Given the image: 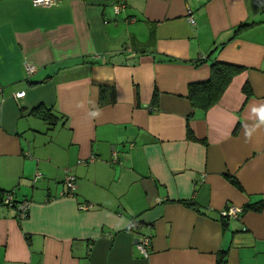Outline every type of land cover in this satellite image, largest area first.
<instances>
[{"label": "crops", "instance_id": "obj_1", "mask_svg": "<svg viewBox=\"0 0 264 264\" xmlns=\"http://www.w3.org/2000/svg\"><path fill=\"white\" fill-rule=\"evenodd\" d=\"M211 59L243 69L202 111ZM261 109L264 0H0V264H264Z\"/></svg>", "mask_w": 264, "mask_h": 264}, {"label": "trees", "instance_id": "obj_2", "mask_svg": "<svg viewBox=\"0 0 264 264\" xmlns=\"http://www.w3.org/2000/svg\"><path fill=\"white\" fill-rule=\"evenodd\" d=\"M248 25H250V24H247V23L238 24L234 28L233 34H235L237 31H239L240 29H242ZM209 69H210V72H209L208 78H206L205 80H202V81L190 82L187 85L186 98L188 99L191 107L198 108L202 111L206 110L210 105H212L213 103H215L218 100L221 92L224 90V88L226 87V85L230 81L231 77L234 74L241 71L243 69V67L236 65V64L211 59L209 61ZM242 90L245 92V95L248 94V89H247L246 83L243 84ZM98 103L99 104L103 103V100L101 97H100ZM30 114L44 120L45 123L47 124L48 128H50L51 126L54 125V118L55 119H57V118L62 119L63 118V117L58 116L56 114H53V113L51 114V112H49L46 109H43V110L39 109L38 107H36L35 109L32 108L30 110ZM188 137H190V138L192 137L189 134V132H188ZM3 192H5V191L0 190V196ZM14 202L15 201L13 200V203ZM184 203H188V202L184 201ZM260 205H261V200H258L254 203L247 204L246 206H244V209L249 208V209L257 210L260 208ZM26 215H27V211L25 212L24 217ZM15 216H16V213H15ZM16 218L21 219L17 216H16ZM220 219H221L222 223H224L226 220L224 217H221V216H220ZM139 223L140 222H138V221L137 222L133 221L129 225V228H131L133 226H138ZM223 261H224V250H220L218 252V255H217V258H216L214 264H223Z\"/></svg>", "mask_w": 264, "mask_h": 264}, {"label": "built area", "instance_id": "obj_3", "mask_svg": "<svg viewBox=\"0 0 264 264\" xmlns=\"http://www.w3.org/2000/svg\"><path fill=\"white\" fill-rule=\"evenodd\" d=\"M57 0H30L33 6H49L55 4ZM118 5L114 6V10H117ZM188 21L193 23V19L188 16ZM33 67L29 64H25L26 72H31ZM23 92L14 93V97L22 96ZM114 155V154H112ZM63 185L66 189V194H71L74 190V177L72 175H66L63 179ZM0 205L9 207L12 206L15 209L16 216L19 218H24L25 212L27 211V201L21 200L13 203V199L10 191H5L0 196ZM86 208V205H83ZM241 212V208L234 205H226L224 208L219 210V216L224 218H237ZM136 249L142 256L148 255L149 239L146 235L138 236L136 242L134 243Z\"/></svg>", "mask_w": 264, "mask_h": 264}, {"label": "clouds", "instance_id": "obj_4", "mask_svg": "<svg viewBox=\"0 0 264 264\" xmlns=\"http://www.w3.org/2000/svg\"><path fill=\"white\" fill-rule=\"evenodd\" d=\"M93 115H95V113ZM259 115L261 117V120L264 121V109L260 110Z\"/></svg>", "mask_w": 264, "mask_h": 264}]
</instances>
